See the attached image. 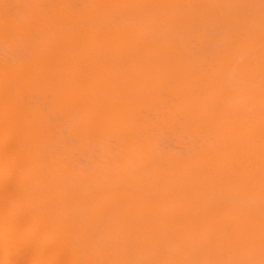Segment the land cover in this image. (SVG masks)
Returning a JSON list of instances; mask_svg holds the SVG:
<instances>
[{"label":"bare ground","instance_id":"6f19581e","mask_svg":"<svg viewBox=\"0 0 264 264\" xmlns=\"http://www.w3.org/2000/svg\"><path fill=\"white\" fill-rule=\"evenodd\" d=\"M0 264H264V0H0Z\"/></svg>","mask_w":264,"mask_h":264}]
</instances>
